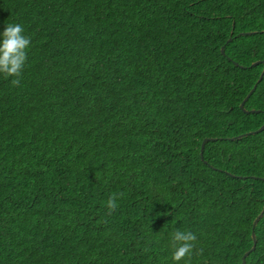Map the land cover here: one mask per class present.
Returning <instances> with one entry per match:
<instances>
[{"label": "trees", "instance_id": "trees-1", "mask_svg": "<svg viewBox=\"0 0 264 264\" xmlns=\"http://www.w3.org/2000/svg\"><path fill=\"white\" fill-rule=\"evenodd\" d=\"M8 23L0 264H186L177 229L188 264H241L253 230L264 264V129L231 139L264 124V0H0Z\"/></svg>", "mask_w": 264, "mask_h": 264}, {"label": "clouds", "instance_id": "clouds-1", "mask_svg": "<svg viewBox=\"0 0 264 264\" xmlns=\"http://www.w3.org/2000/svg\"><path fill=\"white\" fill-rule=\"evenodd\" d=\"M0 74L11 80L13 86H19L24 65L27 60V49L31 46V38L24 34V28L19 23H8L3 32L0 33ZM114 194L107 201L109 215L114 212L117 205V196ZM197 236L194 232L175 230L171 234V247L174 249L172 260L174 262L191 260L196 248ZM202 251V250H201Z\"/></svg>", "mask_w": 264, "mask_h": 264}, {"label": "water", "instance_id": "water-1", "mask_svg": "<svg viewBox=\"0 0 264 264\" xmlns=\"http://www.w3.org/2000/svg\"><path fill=\"white\" fill-rule=\"evenodd\" d=\"M247 32H244V34H246ZM248 33H252V32H248ZM222 52L224 53L225 52V48H224V46L222 47ZM258 63H260V61H255L254 63H253V65H257ZM263 75H264V69H263V72L261 73V75H260V78H259V80H258V82L260 81V80H262V78H263ZM257 82V83H258ZM257 83L253 86V88L251 89V91L247 94V96L244 98V100L242 101V103H241V107L244 109V110H246L247 112H260L261 110H259V109H253V110H251V111H248L245 107H244V104H245V102H247L248 101V99L250 98V96L253 94V92L256 90V86H257ZM264 129V124L259 128V129H257V130H253V131H249V132H247V133H243V134H240V135H237V136H234V137H231V139H236V138H239V137H243V136H245V135H249V134H251V133H255V132H258V131H262ZM212 139H216V138H209V137H207V138H205L204 140H203V142H202V146H201V157L203 158V156H204V149H205V145H206V143L209 141V140H212ZM263 179H264V177H262ZM263 214H264V207H263V209H262V211H261V213L259 214V216L255 219V221H254V228L256 227V225H257V223L259 222V220H260V218L263 216ZM252 235H253V240H254V244H253V246H252V248L251 249H249L247 252H245V254L243 255V260H242V263L241 264H246V259H247V256L256 248V244H257V237H256V233H255V231L253 230V233H252Z\"/></svg>", "mask_w": 264, "mask_h": 264}, {"label": "bare ground", "instance_id": "bare-ground-1", "mask_svg": "<svg viewBox=\"0 0 264 264\" xmlns=\"http://www.w3.org/2000/svg\"><path fill=\"white\" fill-rule=\"evenodd\" d=\"M231 41V39H229L228 40V42H230ZM224 48H225V45H224ZM257 61H260V63H263V61H261V60H257ZM260 63H258V64H260ZM257 64V65H258ZM264 76V75H263ZM263 79V78H262ZM242 103V102H241ZM246 103V102H245ZM240 106H241V104H240ZM244 107H245V104H244ZM242 108V107H241ZM243 109V108H242ZM253 110V109H252ZM246 111V110H245ZM248 111H251V110H248ZM252 112V111H251ZM253 113H257V112H253Z\"/></svg>", "mask_w": 264, "mask_h": 264}]
</instances>
